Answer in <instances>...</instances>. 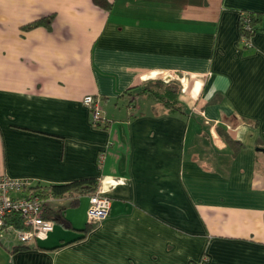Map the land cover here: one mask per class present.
<instances>
[{"label":"crops","instance_id":"0c3cea01","mask_svg":"<svg viewBox=\"0 0 264 264\" xmlns=\"http://www.w3.org/2000/svg\"><path fill=\"white\" fill-rule=\"evenodd\" d=\"M108 2L0 0V175L112 198L86 232L90 194L49 198L67 223L28 249L3 234L1 264H264V0ZM169 72L178 110L137 93Z\"/></svg>","mask_w":264,"mask_h":264},{"label":"built area","instance_id":"2783aa9c","mask_svg":"<svg viewBox=\"0 0 264 264\" xmlns=\"http://www.w3.org/2000/svg\"><path fill=\"white\" fill-rule=\"evenodd\" d=\"M243 42L249 43L243 39ZM163 79L184 80L177 72L163 73ZM84 103L92 108L94 124L106 122L97 99L92 95L84 98ZM35 182L26 178H13L0 175V236L5 233H15L17 240L25 243L33 238H45L54 230L55 222L43 217L44 200L34 193ZM112 198L99 186L89 195V207L87 209L88 223L94 224L106 218L110 212ZM21 216L28 228H18L15 225H7L6 219L13 216ZM202 257L197 262L190 264H202Z\"/></svg>","mask_w":264,"mask_h":264},{"label":"trees","instance_id":"16d2710c","mask_svg":"<svg viewBox=\"0 0 264 264\" xmlns=\"http://www.w3.org/2000/svg\"><path fill=\"white\" fill-rule=\"evenodd\" d=\"M97 5L104 7L106 9L111 8V3L108 0H93ZM51 16L46 18H41L35 20L34 22L28 24L26 27H32L39 24H43L46 26H50L51 24ZM261 22H262V14L260 12L255 11H245L242 10L240 12L239 17V25H240V36L245 39L248 43L252 36L256 34L257 31L261 29ZM244 45L249 46L245 42ZM155 86V88H154ZM179 86L177 83H169L164 84L162 81H150L144 84L137 93H147L148 95L153 96L159 102H162L164 107L170 110H178L180 108V104L178 103V96H179ZM99 124V123H98ZM97 125V124H96ZM97 189V182L96 180H87V181H74L70 183L64 184H52V185H45V186H35L34 193L39 195L45 202L44 210H43V217L46 219H51L59 224H66L67 217L65 215V210L67 209V205H61L59 208H53L51 205L47 203L48 199L51 197H60L63 195H67L69 197L70 205H74L79 201L76 194H92ZM7 225H15L18 228H28L25 225L24 220L21 216H13L6 219ZM94 224H87L85 228H82L84 232H86L89 227L93 226ZM84 236H79L74 238V240L82 239ZM70 241L66 243H70ZM65 243V244H66ZM31 246L27 243H22L19 246H15V250L20 249H28Z\"/></svg>","mask_w":264,"mask_h":264},{"label":"rangeland","instance_id":"374dc122","mask_svg":"<svg viewBox=\"0 0 264 264\" xmlns=\"http://www.w3.org/2000/svg\"><path fill=\"white\" fill-rule=\"evenodd\" d=\"M162 81V82H164V84H167V82H169V83H177L178 84V86H179V89L181 90V82L179 81V79H171V80H169V81H165L164 79H163V74H161V75H158V77H156L154 80H149V81H147V82H150V81ZM154 88H155V86H154ZM180 90H179V92H180ZM48 204H49V202H47ZM51 205H54V202H51ZM85 208H86V203H85V201L83 200L82 202H81V204L79 205V206H77V207H73L72 209H69V215L71 216V217H75L76 216V221H78V222H76V223H78V224H81L82 223V221L84 220L83 218L85 217L84 216V213H85ZM57 230H55V232L56 231H59V232H61L62 231V228H60V227H57L56 228ZM6 234H10V235H13L14 237H15V233H13V232H8V233H6ZM56 234H53V237L55 236ZM16 240V242H17V238L15 239ZM32 240H35V238H33ZM31 241V240H30ZM30 241H27L28 243H30ZM18 242H19V240H18ZM1 261H2V259L0 258V264H1Z\"/></svg>","mask_w":264,"mask_h":264},{"label":"water","instance_id":"95a60500","mask_svg":"<svg viewBox=\"0 0 264 264\" xmlns=\"http://www.w3.org/2000/svg\"><path fill=\"white\" fill-rule=\"evenodd\" d=\"M259 149H264V148H259Z\"/></svg>","mask_w":264,"mask_h":264}]
</instances>
